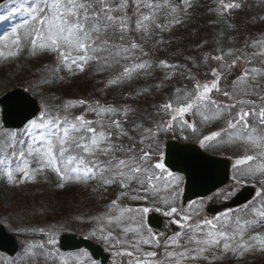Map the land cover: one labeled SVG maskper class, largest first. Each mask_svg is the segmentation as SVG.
<instances>
[{
	"label": "snow or ice",
	"instance_id": "obj_1",
	"mask_svg": "<svg viewBox=\"0 0 264 264\" xmlns=\"http://www.w3.org/2000/svg\"><path fill=\"white\" fill-rule=\"evenodd\" d=\"M182 3L181 9L171 0H24L14 9L23 12L20 22L0 35V59L16 57L25 51L30 56L54 54L56 67L52 70L66 69L70 74L82 73L92 65L96 72L111 73L119 66L121 70L107 78L105 88L121 85L139 71L147 72L151 68V63L142 59L149 55L143 42L164 43L162 38L154 40L153 37L157 31H170L171 27L184 22L192 3L191 0H182ZM218 4L216 11L221 15H230L232 10L242 7L236 0H218ZM141 8L147 11L142 12ZM161 8H168L172 15V19L163 24L157 22ZM251 46L259 51L252 53L246 63L252 56H264V35ZM237 51L243 52L242 49ZM232 54L229 50L212 59L223 62L226 55ZM240 59L242 57L237 56L226 72L219 70L224 68V63L213 68L215 78L210 83L197 81L191 90L176 89V95L160 106V110L168 114L167 121H153L148 127L129 105L67 100L61 116L59 107L53 111L44 104L39 116L28 121L22 130L5 131L0 135V176L15 185L34 182L37 175L51 171L58 177L56 187L60 189L68 183L95 182L97 187L93 191L118 186L121 191L106 206L107 212L92 219L102 221L100 239L113 242V246H127L116 255L127 256L128 264H200L201 261L220 264L232 259L244 264L249 254L264 255V232L255 231L264 227V68H245L233 81L231 91H222L220 87L222 78L234 75L232 68ZM261 63L264 64V60ZM158 66L178 67L165 60H160ZM189 78L195 79L191 75ZM40 83L46 84L48 80L41 77ZM148 91L143 88L136 96ZM215 94L231 102H221ZM250 96H257L258 100L245 98ZM78 106L84 107V112L71 115L70 110ZM87 113L94 114L96 119H87ZM188 114L200 116L204 124L217 120L226 122L225 128L200 139L201 148L212 143L243 148L245 155L237 158L233 165L239 178L234 176L233 179L236 183L251 179L259 187L255 196L240 208L201 218L202 200L190 201L186 209L176 206L182 177L165 167L163 153L159 152V136L175 133L177 126L181 131L188 128L196 132L195 124L185 118ZM234 194L221 190L216 195L227 199ZM123 198L138 202L159 200L167 207L163 214L173 217L171 222L180 231L165 236L145 228L144 218L152 209L122 206L119 201ZM155 210L160 211V208ZM113 225L121 229L120 236L114 235ZM40 231L43 233L44 229ZM129 233L133 234L132 239L127 238ZM47 235L46 242L27 245L25 253L29 259L25 264H38V256L45 257V264L49 259L52 264L57 260L59 264H69L70 259L76 264H88L86 252L65 258L58 249L49 247L56 244L54 233L49 231ZM143 246L162 247L164 252L158 258L157 251H144Z\"/></svg>",
	"mask_w": 264,
	"mask_h": 264
},
{
	"label": "rangeland",
	"instance_id": "obj_2",
	"mask_svg": "<svg viewBox=\"0 0 264 264\" xmlns=\"http://www.w3.org/2000/svg\"><path fill=\"white\" fill-rule=\"evenodd\" d=\"M22 2L24 0H5L0 3V16L4 17V19H0V35L10 31L12 26L20 22L23 12H17L14 9L18 8ZM225 2H230V0H225ZM236 2L242 4L240 9L232 10L230 15H221L216 11L219 7L218 0H191L192 7L189 10L190 14L184 17L182 24L171 27L170 31H157V34L153 37L154 40H160L162 38L165 41L164 43L153 45L152 41L143 42L144 50L149 55L142 59L148 60L151 63V68L147 72L143 70L139 71L130 81H126L121 85L105 88L107 78L121 70L119 66L111 73L96 72L94 71L93 65L82 73L75 72V69H73L75 74H70L66 69L59 71L52 70L56 67V57L54 54L30 56L25 51L16 57L0 59V96L6 90L19 86L37 98L41 105V110L44 104H48L53 111L59 107L61 116L64 114L63 105L65 101L80 99L87 101L99 100L103 105H129L136 110L137 116H141L138 112L139 109L127 100L132 98V100L138 102V98L140 97L136 96L138 91L143 88H148L150 91L156 85L153 81L151 82V79L159 77L169 82L167 90L168 99L165 102L167 103L170 97L176 95V89L191 90L193 84L197 81L201 84L210 83L215 78L212 75L213 68H219V65L224 63V68H220L219 70L226 72L228 65H231L237 56H241L242 59L238 60L236 66L233 67L235 71L234 78H222L220 83L222 91H231L233 81L244 72L245 68H264V64L261 63L264 60V56H252L249 63L245 62L249 60L252 53L259 51L258 48L252 47L251 44L264 34V19H261V17H264V2H261V0H236ZM171 3L181 9L184 7L182 0L179 1V5L176 4V0H171ZM128 11L129 15H132V8H129ZM141 11L144 12L147 10L141 8ZM171 19L172 15L168 8H161L157 13V22L161 24ZM229 25L232 26L230 27ZM241 49L243 52L237 51ZM229 50H232L233 54L226 55L223 62L212 59L214 56L228 53ZM137 55L139 56V54ZM160 60H165L169 64L177 65L178 67L164 68L158 66ZM55 74H57V79L53 76ZM190 75L195 79H190ZM41 77L47 79L48 83L41 84ZM69 85L71 89H69ZM149 91L142 94V96L149 94ZM153 93L154 91L152 90ZM215 96L221 102H231L221 94H215ZM245 98L258 100L257 96ZM157 100L160 101L159 95H157ZM39 112L34 118L39 116ZM83 112L84 107L81 106L70 110V114L73 116L80 115ZM187 117L188 119L185 118L189 122L195 124L197 131L192 132L188 128L181 131L179 126H177L175 133H161L159 136V150H162L164 146L163 141L168 138L191 141L200 146L199 141L203 136L226 127L224 120L204 124L201 123V117L198 115L188 114ZM86 118L96 119L92 113H87ZM167 119L168 114L161 110L158 113V120L154 116V121L157 120V122L161 120L167 121ZM25 125L18 130H22ZM147 125L145 126L148 127ZM4 130H6L4 127L0 128V135L5 132ZM203 149L209 153L227 157L231 161L230 179L223 188L219 189L216 193L208 195L204 199L197 200L203 201L200 217L207 216L210 218L213 215L210 216L205 211V206L212 196L224 198L223 195L216 194L220 193L221 190H224L225 193L235 192L241 186L248 184L253 185L256 192L259 184L254 183L251 179H246L243 183H236L233 179L234 176L238 177L236 169L233 168L235 160L245 155L242 147L212 143ZM174 174L182 177L179 188L177 189L176 206L186 209L189 203L185 205L181 204L183 176L178 173ZM48 178H51L52 183ZM17 179H19V174H17ZM58 183V177L51 171L46 172L44 175H37L34 182L15 185L9 184L6 177L0 176V223L4 224L5 228L15 235L18 242V249L13 256L0 252V264H9L10 261H16V264H25V261L29 259L25 253L27 245L39 241L46 242L49 239V235H47L49 231L54 233L56 239V244L49 247L58 249V237L62 232L77 233L87 236L101 244L111 254V262L109 264H128L129 258L127 256L116 255L117 252L125 250L127 246H124V248L120 245L113 246V242H105L100 239L101 233L99 232V226L102 221L92 219L107 212L106 206L112 200L116 199L121 189L114 185L110 186L106 191L102 187L97 191H93V188L97 187L95 182H89L88 184L68 183L65 188L60 189L56 187ZM52 184L55 185L57 191H61L60 197L62 200L57 202L59 205L56 208L49 209V206H44L45 198L43 197L48 193L49 186L53 187ZM119 203L122 206L127 205L133 208H160L161 213L167 210V207L159 200L138 202L123 198ZM175 218L178 219L179 217ZM144 219L146 221V217ZM172 219L173 217H169L166 222L169 229L168 236L180 231L179 227L171 222ZM139 220L140 217H137V221ZM145 228H150L147 222ZM40 229H44V232L42 233ZM93 231L96 232V235H92ZM113 231L114 235H121V229L115 228L114 225ZM255 231L264 232V227L257 228ZM145 235H147L146 231ZM132 236L133 234L129 233L127 238L132 239ZM143 249L144 251H157L158 258L164 252V248L162 247L157 249L143 246ZM37 250L42 251L34 249V251ZM59 252L63 253L60 250ZM84 252L88 254L86 258L88 264H92V262L100 264L99 261L94 260L83 249L63 254L67 258L69 254L75 256ZM21 257H25V260H21ZM36 260L38 264H45V257L43 256L36 257ZM47 264H52V260H47ZM56 264H59L58 260ZM69 264H76V261L70 259ZM200 264H205V262L201 261ZM220 264H237V261L235 259L225 260L221 261ZM244 264H264V255L258 253L249 254Z\"/></svg>",
	"mask_w": 264,
	"mask_h": 264
},
{
	"label": "water",
	"instance_id": "obj_3",
	"mask_svg": "<svg viewBox=\"0 0 264 264\" xmlns=\"http://www.w3.org/2000/svg\"><path fill=\"white\" fill-rule=\"evenodd\" d=\"M2 1V0H0ZM232 75L229 76L231 78ZM2 106V121L5 126L19 127L37 111L35 100L21 88L7 91L0 97ZM164 163L172 170H177L185 175L183 202L202 196L221 186L228 179L229 162L225 158L215 157L204 153L196 145L181 143L176 140H168L164 153ZM253 188L244 186L228 202L220 207L237 205L251 197ZM155 216L148 215V223L151 227L157 226ZM60 248L74 249L86 247L93 257H101V261H108V254L103 252L100 245L90 239L78 237L73 233H63L59 238ZM17 248L14 236L8 233L0 224V250L13 254Z\"/></svg>",
	"mask_w": 264,
	"mask_h": 264
},
{
	"label": "trees",
	"instance_id": "obj_4",
	"mask_svg": "<svg viewBox=\"0 0 264 264\" xmlns=\"http://www.w3.org/2000/svg\"><path fill=\"white\" fill-rule=\"evenodd\" d=\"M154 85L153 88L149 91V94H146L145 96L140 95L138 98L139 101L136 100H127L130 101L137 109H139V113L141 114V117H143V122L147 126H152V122L154 121V116L157 117L158 120V113H160V106L165 104L166 100L168 99V83L159 77L156 79L154 78ZM152 80V81H153ZM157 85H160L159 88H157ZM70 87V85H69ZM71 89V87L69 88ZM152 90L154 93L152 94ZM157 95L160 97V101L157 100ZM144 112V113H143ZM157 120L155 122H157ZM141 122V121H139ZM157 159V156H156ZM61 191H57L56 188L53 186H49V191L46 194L45 200H44V206H49V209H52L53 207H57L59 204L57 203L59 200H62L60 197Z\"/></svg>",
	"mask_w": 264,
	"mask_h": 264
},
{
	"label": "flooded vegetation",
	"instance_id": "obj_5",
	"mask_svg": "<svg viewBox=\"0 0 264 264\" xmlns=\"http://www.w3.org/2000/svg\"><path fill=\"white\" fill-rule=\"evenodd\" d=\"M164 229H166L165 231H168L169 229L166 228V226L164 225Z\"/></svg>",
	"mask_w": 264,
	"mask_h": 264
}]
</instances>
